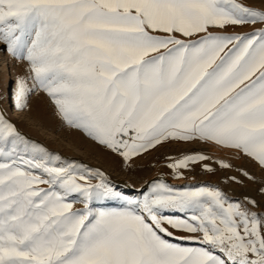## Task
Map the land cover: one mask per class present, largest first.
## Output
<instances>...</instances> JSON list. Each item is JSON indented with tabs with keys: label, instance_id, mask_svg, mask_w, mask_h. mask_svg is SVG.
<instances>
[{
	"label": "snow or ice",
	"instance_id": "snow-or-ice-1",
	"mask_svg": "<svg viewBox=\"0 0 264 264\" xmlns=\"http://www.w3.org/2000/svg\"><path fill=\"white\" fill-rule=\"evenodd\" d=\"M244 24L262 27L214 31ZM0 52L26 65L15 107L42 91L64 124L125 161L199 140L264 169V10L238 0H0ZM206 159L168 167L179 178ZM245 200L163 181L129 195L0 112V264H264V214ZM110 201L119 206L103 207Z\"/></svg>",
	"mask_w": 264,
	"mask_h": 264
},
{
	"label": "rangeland",
	"instance_id": "rangeland-1",
	"mask_svg": "<svg viewBox=\"0 0 264 264\" xmlns=\"http://www.w3.org/2000/svg\"><path fill=\"white\" fill-rule=\"evenodd\" d=\"M247 1L250 3L249 7L264 10V0ZM254 26L257 29L262 27L260 24ZM25 75L26 65L23 61L12 58L6 52H0V112L14 123L25 137L43 146L49 152L58 154L66 161H74L102 171L115 184L117 190L129 195H137L153 181H163L170 186L182 189L216 186L232 201L246 203V197L255 200L258 207L252 211L264 214L262 211L264 192H255L256 189L264 188V173L256 166L248 165L241 154L219 147L213 148L199 140L165 141L125 161L123 157L116 156L112 151L87 137L82 131L64 124L55 106L42 91L36 90L30 93L25 108L15 107L16 81ZM192 154H202L208 159L191 163L186 168L180 169L181 175L177 178L168 164ZM220 162L228 163L231 167L221 168ZM205 166L213 170L209 172ZM243 172H247L254 179H247L242 175ZM91 182L95 183L96 180ZM246 189L251 192H243ZM118 206L119 204L115 201L103 204L106 208ZM73 207L82 208L83 205L77 201ZM183 235L186 234L176 233V236ZM173 242L183 241L174 240Z\"/></svg>",
	"mask_w": 264,
	"mask_h": 264
},
{
	"label": "crops",
	"instance_id": "crops-1",
	"mask_svg": "<svg viewBox=\"0 0 264 264\" xmlns=\"http://www.w3.org/2000/svg\"><path fill=\"white\" fill-rule=\"evenodd\" d=\"M238 2L243 3V4L247 5V6L250 5V3L247 0H238ZM255 29H257V28H255V26L253 24L252 25L244 24V25L228 26V27H226L225 29H222V30L221 29H215L214 31H218V32L222 31L225 34L243 35L245 33H250V32H252ZM208 144L211 145L213 148L219 147V146H217V145H215L213 143H210V142ZM219 148H221V147H219ZM226 150H229V149H226ZM231 151H233V152L235 151L236 152V150H231ZM242 158L246 161V163L248 165H250L251 167H255L256 166V168H258L259 171H262L264 173V169H261V167L255 161H253L250 158H248L246 156H243V155H242ZM248 188H250V187H248ZM243 192H251V191L246 189ZM252 192H253V190H252ZM255 192H261V191H260V189H256ZM262 211H264V208H263Z\"/></svg>",
	"mask_w": 264,
	"mask_h": 264
},
{
	"label": "built area",
	"instance_id": "built-area-1",
	"mask_svg": "<svg viewBox=\"0 0 264 264\" xmlns=\"http://www.w3.org/2000/svg\"><path fill=\"white\" fill-rule=\"evenodd\" d=\"M169 141H175V140H169ZM114 153V152H113ZM116 156H120V155H118V154H116V153H114Z\"/></svg>",
	"mask_w": 264,
	"mask_h": 264
},
{
	"label": "bare ground",
	"instance_id": "bare-ground-1",
	"mask_svg": "<svg viewBox=\"0 0 264 264\" xmlns=\"http://www.w3.org/2000/svg\"><path fill=\"white\" fill-rule=\"evenodd\" d=\"M14 100V99H13Z\"/></svg>",
	"mask_w": 264,
	"mask_h": 264
}]
</instances>
